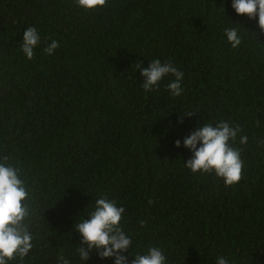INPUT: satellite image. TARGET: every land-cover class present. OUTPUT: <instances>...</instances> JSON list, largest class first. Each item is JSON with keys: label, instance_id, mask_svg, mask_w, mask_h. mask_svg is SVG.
Wrapping results in <instances>:
<instances>
[{"label": "trees", "instance_id": "obj_1", "mask_svg": "<svg viewBox=\"0 0 264 264\" xmlns=\"http://www.w3.org/2000/svg\"><path fill=\"white\" fill-rule=\"evenodd\" d=\"M230 2L106 0L83 11L74 0H0V156L19 163L30 197L23 264L74 253L73 223L100 195L124 207L130 254L159 246L167 264H264V32ZM28 26L41 36L31 60L19 42ZM225 27L241 34L237 48ZM49 38L59 46L42 54ZM154 58L183 71L180 95L163 87L170 75L141 87L137 63ZM218 120L239 127L241 178L229 186L186 169L191 154L173 146ZM86 264L112 259L92 251Z\"/></svg>", "mask_w": 264, "mask_h": 264}, {"label": "clouds", "instance_id": "obj_2", "mask_svg": "<svg viewBox=\"0 0 264 264\" xmlns=\"http://www.w3.org/2000/svg\"><path fill=\"white\" fill-rule=\"evenodd\" d=\"M74 3L83 11H96L105 6L106 0H74ZM230 6L237 15L255 18L257 26L264 32V0H231ZM223 35L232 48L241 44V34L236 27H225ZM19 42L24 58L31 60L34 50L40 46L39 30L35 26L24 28ZM58 46L57 40L49 38L46 46L40 50L42 54L52 55ZM137 69L142 77L141 87L145 91L156 90L163 78L170 75L173 79L163 85L169 95L175 97L183 92L184 73L170 61L161 62L154 58L148 61L147 66L137 63ZM238 132L239 127L226 120L203 122L194 126L187 135L174 140L173 146L180 148L182 144L191 154L183 162L186 169L193 173L214 174L229 186L241 178L243 161L240 149L233 147ZM247 139V136L240 135L239 143L244 145ZM21 175L18 162L10 160L7 155L0 156V264H10L13 259L17 264H23L33 248L34 236L27 224L31 214L28 206L30 197ZM124 211V207L118 206L114 200L104 195L98 196L91 210H84L85 214L79 215L73 223V231L79 237L78 247L68 256L58 254L56 264H74L73 256L79 264H86L92 251L101 259L111 258L112 264H167L164 250L159 246H149L143 252L130 254L132 236L123 230L120 223ZM140 223L143 225V221ZM214 264H229V261L217 255Z\"/></svg>", "mask_w": 264, "mask_h": 264}]
</instances>
